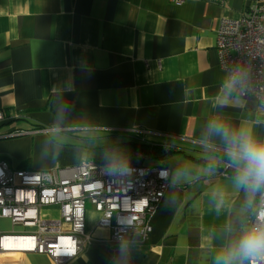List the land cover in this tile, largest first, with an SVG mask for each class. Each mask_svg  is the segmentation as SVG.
Returning <instances> with one entry per match:
<instances>
[{"label":"crops","instance_id":"0c3cea01","mask_svg":"<svg viewBox=\"0 0 264 264\" xmlns=\"http://www.w3.org/2000/svg\"><path fill=\"white\" fill-rule=\"evenodd\" d=\"M258 2L0 0V162L45 171L90 161L52 138L67 132L112 150L141 140L180 149L146 162L171 172L148 243L111 245V230L98 226L101 215L89 205L95 244L68 264H223L259 191L250 195L235 175L220 176L215 166L230 157L211 125L244 128L264 142V110L227 85L217 32L223 19H239ZM49 210L43 217L59 216ZM22 264L56 263L30 254Z\"/></svg>","mask_w":264,"mask_h":264},{"label":"built area","instance_id":"2783aa9c","mask_svg":"<svg viewBox=\"0 0 264 264\" xmlns=\"http://www.w3.org/2000/svg\"><path fill=\"white\" fill-rule=\"evenodd\" d=\"M170 1L181 4L185 0ZM216 50L227 72V85L240 96L256 98L264 110V0L250 6L239 19L222 20ZM162 147L165 152L180 150L169 144ZM133 157L135 163L124 165V172L112 170L121 165L96 161L45 171L12 169L0 162V264H22L30 254L68 264L95 244L87 231L89 205L101 215L98 226L111 230V245L147 244L153 218L170 188L171 172L146 164L153 159L152 150L135 151ZM215 167L225 178L236 171L228 160ZM46 209H57L59 216L44 218ZM261 214L264 189L259 191L258 208L246 229L260 223Z\"/></svg>","mask_w":264,"mask_h":264},{"label":"clouds","instance_id":"9594fccd","mask_svg":"<svg viewBox=\"0 0 264 264\" xmlns=\"http://www.w3.org/2000/svg\"><path fill=\"white\" fill-rule=\"evenodd\" d=\"M211 130L227 144V152L236 168L235 184L237 188L254 195L264 189V142H257L244 128L230 130L226 126L214 123ZM116 172L126 171L121 165ZM260 223L246 229L236 246L222 254L223 264H231L234 259L248 260L249 264L264 262V214L259 217Z\"/></svg>","mask_w":264,"mask_h":264},{"label":"rangeland","instance_id":"374dc122","mask_svg":"<svg viewBox=\"0 0 264 264\" xmlns=\"http://www.w3.org/2000/svg\"><path fill=\"white\" fill-rule=\"evenodd\" d=\"M72 134H73L72 132H67L65 134L54 133V135H52V138L57 142L56 144L58 146L72 148L75 150H78L80 148L86 151L85 160L90 158L91 159L90 161H96L100 163H107V164L122 163L125 165L132 164V163L129 164V162H127L131 159V151L133 149L132 144H120L117 147V150H112L109 144H100V142L96 143L91 140L86 141ZM138 143L146 144L147 141L141 140V142H138ZM149 144H152V143H149ZM101 145H106L108 147H103ZM32 148L33 146L30 144L29 146H27L25 151L28 153L29 151L32 150ZM137 151H143V150H137ZM97 157H105L110 160H101L100 158H97ZM157 160H161V159H156L155 161ZM46 211H48V209H46ZM44 218H57V217L48 216Z\"/></svg>","mask_w":264,"mask_h":264},{"label":"trees","instance_id":"16d2710c","mask_svg":"<svg viewBox=\"0 0 264 264\" xmlns=\"http://www.w3.org/2000/svg\"><path fill=\"white\" fill-rule=\"evenodd\" d=\"M164 145H157V144H149V143H146V144H142V143H133V149H134V152L137 151V150H143L145 152H149L150 150H152L153 152V158H158L159 155H164L163 157H166L169 153L171 152H168L167 154L165 153L164 154V150L162 149ZM228 161H231L230 159H226ZM232 175H236V171L232 172Z\"/></svg>","mask_w":264,"mask_h":264}]
</instances>
